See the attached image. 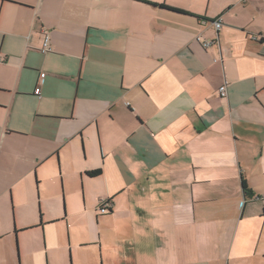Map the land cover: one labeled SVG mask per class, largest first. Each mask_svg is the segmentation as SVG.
Here are the masks:
<instances>
[{
	"label": "crops",
	"instance_id": "obj_1",
	"mask_svg": "<svg viewBox=\"0 0 264 264\" xmlns=\"http://www.w3.org/2000/svg\"><path fill=\"white\" fill-rule=\"evenodd\" d=\"M0 55V237L11 215L67 222L74 264H264V0H0Z\"/></svg>",
	"mask_w": 264,
	"mask_h": 264
},
{
	"label": "rangeland",
	"instance_id": "obj_2",
	"mask_svg": "<svg viewBox=\"0 0 264 264\" xmlns=\"http://www.w3.org/2000/svg\"><path fill=\"white\" fill-rule=\"evenodd\" d=\"M45 187L47 189V195L44 197V200L42 198V208L44 211L53 213L57 210L55 205L58 204L59 207L62 205L63 210V195L60 185L58 184V186H55L53 181H49L46 183ZM84 194V187L82 188L80 183L72 184L71 191H68V197L65 191L66 212L68 210V202L71 208L73 202L76 204L82 201ZM261 198H264V196ZM8 219L9 223H11V231L9 233H4V235L0 237V264H53V255L55 252H60L61 257L59 258V264H61V259L62 264H74L67 222H58L53 225L45 226L46 223L42 221L44 224L42 229L37 228L40 223L38 220L36 228L15 235V222H12L11 215ZM16 238L18 239L19 250H17ZM55 247H58V249Z\"/></svg>",
	"mask_w": 264,
	"mask_h": 264
},
{
	"label": "built area",
	"instance_id": "obj_3",
	"mask_svg": "<svg viewBox=\"0 0 264 264\" xmlns=\"http://www.w3.org/2000/svg\"><path fill=\"white\" fill-rule=\"evenodd\" d=\"M213 25L215 26V28L217 30H220L222 25V21L221 20H217L215 22H213ZM215 43V41H206L203 43V46L205 48L210 47L211 45H213ZM51 50L50 48V39L49 37L46 35L45 39H44V44H43V51L44 52H49ZM2 61V57L0 55V62ZM220 95L224 98L227 96V91H226V85L222 86L219 90ZM259 199V198H257ZM260 199H264V198H260ZM111 211V203L107 200L101 201L100 205H99V209L98 212L102 215H106L108 213H110Z\"/></svg>",
	"mask_w": 264,
	"mask_h": 264
},
{
	"label": "trees",
	"instance_id": "obj_4",
	"mask_svg": "<svg viewBox=\"0 0 264 264\" xmlns=\"http://www.w3.org/2000/svg\"><path fill=\"white\" fill-rule=\"evenodd\" d=\"M160 8L162 9H167V10H170V11H173V12H176V13H180V14H187L186 12L184 11H180V10H177V9H172V8H169V7H166V6H159ZM101 174V171L100 170H97V171H91V172H88L87 175L91 178H94V177H98L100 176ZM110 202V201H109Z\"/></svg>",
	"mask_w": 264,
	"mask_h": 264
},
{
	"label": "water",
	"instance_id": "obj_5",
	"mask_svg": "<svg viewBox=\"0 0 264 264\" xmlns=\"http://www.w3.org/2000/svg\"><path fill=\"white\" fill-rule=\"evenodd\" d=\"M216 42V41H215Z\"/></svg>",
	"mask_w": 264,
	"mask_h": 264
}]
</instances>
